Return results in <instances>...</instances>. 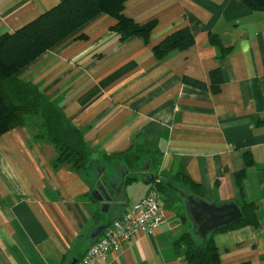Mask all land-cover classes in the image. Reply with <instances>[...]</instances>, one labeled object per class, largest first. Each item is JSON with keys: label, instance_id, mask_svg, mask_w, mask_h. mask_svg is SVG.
Instances as JSON below:
<instances>
[{"label": "crops", "instance_id": "1", "mask_svg": "<svg viewBox=\"0 0 264 264\" xmlns=\"http://www.w3.org/2000/svg\"><path fill=\"white\" fill-rule=\"evenodd\" d=\"M59 1L0 0V34ZM123 11L140 24L156 21L147 42L136 36L120 41L114 19L100 13L19 72L79 129L97 163L83 171L54 166L56 149L38 136L32 117L0 136V264L78 260L148 191L141 178L123 184L119 158L99 164L102 154L114 156L133 144L157 156L161 178L184 172L199 183L203 196L196 200L239 208L253 202L256 226L212 237L220 264H264V10H252L245 0H125ZM185 26L193 45L156 58L152 47ZM210 34L230 48L227 54ZM216 68L222 83L214 93L209 72ZM244 152L253 163L240 187L235 173L244 168ZM100 184L111 197L105 212L94 193ZM159 203L164 216L157 228L137 230L96 264H188L173 245L184 232L198 233L188 203L184 209Z\"/></svg>", "mask_w": 264, "mask_h": 264}, {"label": "trees", "instance_id": "2", "mask_svg": "<svg viewBox=\"0 0 264 264\" xmlns=\"http://www.w3.org/2000/svg\"><path fill=\"white\" fill-rule=\"evenodd\" d=\"M124 1L61 0L16 30L0 34V136L15 127L23 126L27 117L33 116L38 122V136L49 141L56 149L54 166L67 164L73 171H83L88 170L92 163H97L92 161L93 150L79 129L69 122L63 111L41 89L20 78L19 72L46 50L75 35L82 25L100 13L108 14L114 19L111 29L118 34L120 41L136 36L147 42L156 21L150 20L143 24L135 22L125 15ZM245 3L252 10H264V0H245ZM80 37L82 34L75 36ZM209 41L220 47L222 55L229 52L230 48L219 44L216 34H210ZM193 43L194 35L185 26L164 36L152 47V53L161 59L170 51L185 50ZM209 77L211 91L218 92L222 83L220 70L212 69ZM189 82L202 86V82L196 80ZM112 157L119 158L124 165L123 184L139 178L147 182L149 174H152V179L147 183L148 190L154 187L163 205L180 203L184 209L183 202L188 203L184 195L203 196L201 185L184 172H176L168 179L161 178L156 170L159 166L157 156L140 145L133 144L114 156L102 154L103 162L99 164L113 160ZM252 163L250 153L244 152V168L235 173L238 186L241 185L246 167ZM151 168L156 171H150ZM240 210L241 218L213 229L205 238L196 230L184 232L173 242L174 247L183 253L188 264H220V253L214 244L213 233L256 226L258 223L253 202L243 201ZM181 218L185 220L186 214L183 213ZM69 262L61 260L59 264Z\"/></svg>", "mask_w": 264, "mask_h": 264}, {"label": "built area", "instance_id": "3", "mask_svg": "<svg viewBox=\"0 0 264 264\" xmlns=\"http://www.w3.org/2000/svg\"><path fill=\"white\" fill-rule=\"evenodd\" d=\"M158 197L156 189L151 187L142 199L111 221L103 233L87 247L76 264H96L110 251H119L137 230L150 234L159 226L164 216Z\"/></svg>", "mask_w": 264, "mask_h": 264}, {"label": "water", "instance_id": "4", "mask_svg": "<svg viewBox=\"0 0 264 264\" xmlns=\"http://www.w3.org/2000/svg\"><path fill=\"white\" fill-rule=\"evenodd\" d=\"M152 174H149L147 183L152 179ZM96 198L101 201V211L107 210L108 203L111 199L106 188L100 184L94 191ZM188 202V210L197 225V231L202 238H205L208 232L213 229L227 225L239 218L242 213L238 205L234 202H229L221 205L209 204L204 200H196L192 195H186ZM105 225H100L95 235H99L104 229ZM77 258H72L68 264H75Z\"/></svg>", "mask_w": 264, "mask_h": 264}, {"label": "rangeland", "instance_id": "5", "mask_svg": "<svg viewBox=\"0 0 264 264\" xmlns=\"http://www.w3.org/2000/svg\"><path fill=\"white\" fill-rule=\"evenodd\" d=\"M31 117L35 119V117H33V116H31ZM31 117H30V116H29V117H27V120H28V119H30ZM108 164H109V166H112V165H113V163H111V162H110V163H108ZM185 196H186V195H184V197H185ZM183 204H184V207H185V206H187V203H186V201H185V202H183ZM105 228H106V227H105ZM105 257H106V256H105ZM105 257H104V258H105Z\"/></svg>", "mask_w": 264, "mask_h": 264}]
</instances>
